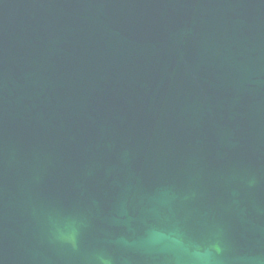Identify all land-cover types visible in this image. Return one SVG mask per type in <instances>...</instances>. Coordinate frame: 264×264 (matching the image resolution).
Here are the masks:
<instances>
[{"label":"water","instance_id":"95a60500","mask_svg":"<svg viewBox=\"0 0 264 264\" xmlns=\"http://www.w3.org/2000/svg\"><path fill=\"white\" fill-rule=\"evenodd\" d=\"M264 264V0H0V264Z\"/></svg>","mask_w":264,"mask_h":264},{"label":"clouds","instance_id":"9594fccd","mask_svg":"<svg viewBox=\"0 0 264 264\" xmlns=\"http://www.w3.org/2000/svg\"><path fill=\"white\" fill-rule=\"evenodd\" d=\"M205 264H207V262H205Z\"/></svg>","mask_w":264,"mask_h":264}]
</instances>
